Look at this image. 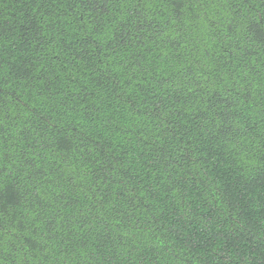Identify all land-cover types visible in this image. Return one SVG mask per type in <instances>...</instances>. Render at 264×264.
Here are the masks:
<instances>
[{
    "label": "trees",
    "instance_id": "obj_1",
    "mask_svg": "<svg viewBox=\"0 0 264 264\" xmlns=\"http://www.w3.org/2000/svg\"><path fill=\"white\" fill-rule=\"evenodd\" d=\"M0 264H264V0H0Z\"/></svg>",
    "mask_w": 264,
    "mask_h": 264
},
{
    "label": "clouds",
    "instance_id": "obj_2",
    "mask_svg": "<svg viewBox=\"0 0 264 264\" xmlns=\"http://www.w3.org/2000/svg\"><path fill=\"white\" fill-rule=\"evenodd\" d=\"M250 163H254V161H250Z\"/></svg>",
    "mask_w": 264,
    "mask_h": 264
}]
</instances>
